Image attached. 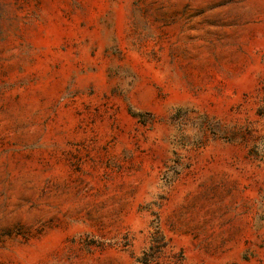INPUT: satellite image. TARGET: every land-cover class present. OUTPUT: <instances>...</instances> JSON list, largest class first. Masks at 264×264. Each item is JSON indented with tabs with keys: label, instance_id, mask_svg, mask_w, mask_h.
Instances as JSON below:
<instances>
[{
	"label": "rangeland",
	"instance_id": "374dc122",
	"mask_svg": "<svg viewBox=\"0 0 264 264\" xmlns=\"http://www.w3.org/2000/svg\"><path fill=\"white\" fill-rule=\"evenodd\" d=\"M0 264H264V0H0Z\"/></svg>",
	"mask_w": 264,
	"mask_h": 264
},
{
	"label": "trees",
	"instance_id": "16d2710c",
	"mask_svg": "<svg viewBox=\"0 0 264 264\" xmlns=\"http://www.w3.org/2000/svg\"><path fill=\"white\" fill-rule=\"evenodd\" d=\"M262 114V113H261ZM262 116V115H261Z\"/></svg>",
	"mask_w": 264,
	"mask_h": 264
}]
</instances>
